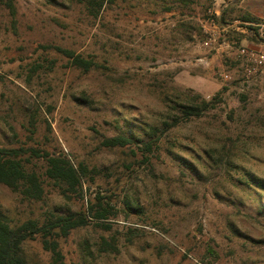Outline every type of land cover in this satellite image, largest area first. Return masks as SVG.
Here are the masks:
<instances>
[{"label":"rangeland","instance_id":"1","mask_svg":"<svg viewBox=\"0 0 264 264\" xmlns=\"http://www.w3.org/2000/svg\"><path fill=\"white\" fill-rule=\"evenodd\" d=\"M4 1L0 146L62 154L87 173L67 199L31 158L43 199L0 185V210L22 223L105 197L109 231L71 232L60 241L66 264H264V195L241 182L264 179V0H115L96 17L72 0H13L11 16ZM217 93L215 108L163 129L180 98ZM150 126L160 137L147 161L134 146H102L120 134L146 139ZM131 200L140 212L126 208ZM101 237L118 252L102 253ZM26 252L50 264L38 239Z\"/></svg>","mask_w":264,"mask_h":264},{"label":"trees","instance_id":"2","mask_svg":"<svg viewBox=\"0 0 264 264\" xmlns=\"http://www.w3.org/2000/svg\"><path fill=\"white\" fill-rule=\"evenodd\" d=\"M82 4L87 12L95 16L105 3L115 0H72ZM5 8L11 16L15 15L13 0L3 2ZM242 20L253 23L251 17H242ZM256 30V29H254ZM58 52L69 59L72 66L83 71H89L93 63L75 55L72 51L56 48ZM221 102L220 93H217L209 101L201 97L183 96L170 110L175 113L168 114V120L163 121V129L177 126L192 117H200L204 112L209 111ZM149 133H145L146 139L130 133L129 135L120 134L106 138L102 142L105 148H124L134 146L141 152L143 161L148 160L147 154L153 150V145L159 140L160 135L157 127L150 126ZM30 153L28 157L26 154ZM133 156L137 153L131 150ZM42 158L45 162L44 177L49 180L54 187L60 190V194L69 199L71 195L82 192V177L87 173V168L79 165L74 167L70 161L62 154H50L47 151L22 148H7L0 146V185H4L11 191L18 193L22 199L27 201H41L44 195V187L40 175L33 169L31 158ZM242 184L257 194L264 195V179L255 176L253 173H245ZM99 193L95 195L85 209L54 210L46 212L40 219H29L22 223L12 221L3 211L0 210V264H42L40 260L31 257L26 252L29 241L38 239L42 249L49 254L50 264H66L60 248V241L66 239L74 230L84 228L93 223L95 227L103 231H109L110 226L103 222L113 215L112 205L104 200ZM126 208L140 212V206L136 200L126 203ZM95 220V221H93ZM133 230H129V238L133 237ZM102 253H117L118 249L114 238L109 240L101 237L98 243ZM86 255L91 256L86 243H84Z\"/></svg>","mask_w":264,"mask_h":264},{"label":"built area","instance_id":"3","mask_svg":"<svg viewBox=\"0 0 264 264\" xmlns=\"http://www.w3.org/2000/svg\"><path fill=\"white\" fill-rule=\"evenodd\" d=\"M253 58V61L257 64H261L262 63V57H258L254 54H251V59Z\"/></svg>","mask_w":264,"mask_h":264}]
</instances>
